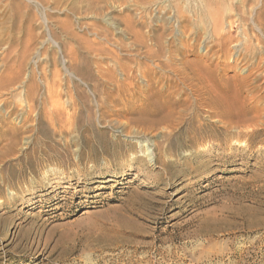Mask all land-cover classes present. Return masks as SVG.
<instances>
[{"label":"rangeland","instance_id":"1","mask_svg":"<svg viewBox=\"0 0 264 264\" xmlns=\"http://www.w3.org/2000/svg\"><path fill=\"white\" fill-rule=\"evenodd\" d=\"M0 264H264V0H0Z\"/></svg>","mask_w":264,"mask_h":264},{"label":"bare ground","instance_id":"2","mask_svg":"<svg viewBox=\"0 0 264 264\" xmlns=\"http://www.w3.org/2000/svg\"><path fill=\"white\" fill-rule=\"evenodd\" d=\"M231 23V22H230ZM198 24V23H197ZM229 25H231V24H229ZM262 31V30H261ZM230 36H232V35H230ZM234 38V37H233ZM234 40V39H233ZM231 42H232V37H225L224 35L222 36L221 35V38L218 40V46H219V48H221L220 49V51L222 50L225 54L224 55H229L230 53H231V49L229 48V46L231 45ZM233 43V42H232ZM242 43V42H241ZM244 43V42H243ZM245 44V43H244ZM91 46V45H90ZM235 46H238L237 44H234L233 45V47H235ZM239 47H242V44H241V46H239ZM245 47V46H244ZM97 48V47H96ZM106 48V47H105ZM238 48V47H237ZM237 48H236V50H237ZM102 49V48H101ZM106 49H109V48H106ZM113 49V48H112ZM123 49V48H122ZM251 49V48H250ZM95 50H97V49H95ZM94 50V51H95ZM115 50V49H114ZM135 50V49H134ZM137 50V49H136ZM135 50V51H136ZM165 50H167L166 48H164L163 46H160L159 47V49L158 50H155V49H152V48H147V50H146V55L148 56V59L149 58H151V57H157V56H159L161 53H163ZM170 50V49H169ZM219 50V49H218ZM243 51H244V49H242ZM254 50V49H253ZM101 51H103V50H101ZM105 51H108V54L109 55H111V56H115V55H117L119 52L117 51H113V50H105ZM105 51H103V52H105ZM125 51V50H124ZM130 49H129V53H130ZM133 51V50H132ZM234 51V50H233ZM232 51V52H233ZM240 52H241V54H243L244 55V53H242L243 51H241V50H239ZM96 52H98V50L97 51H95V54H96ZM166 52V51H165ZM240 52H238V54L240 53ZM93 53V52H92ZM100 53V52H99ZM99 53H97L98 54V56H101L102 57V55H99ZM132 53V52H131ZM249 53V52H248ZM252 53V52H251ZM101 54H103V53H101ZM134 54H140V52L139 51H136ZM237 54V53H236ZM254 54V53H253ZM253 54H252V56H253ZM103 55H105V54H103ZM107 55V54H106ZM213 55V54H212ZM232 56H235V55H233V53L231 54ZM94 56V55H93ZM96 56V55H95ZM244 57V56H243ZM103 58V57H102ZM230 58H232V57H230ZM241 58H242V55H241ZM248 58V57H247ZM247 58H245V61H246V59ZM250 58V57H249ZM248 58V59H249ZM100 59V58H99ZM130 59V58H129ZM237 59V58H236ZM104 60V59H103ZM117 60V59H116ZM96 61H98V60H96ZM101 61V60H100ZM130 61V60H129ZM128 61V62H129ZM234 61H236V60H233V62ZM238 61H240V60H238ZM88 62V61H87ZM90 62H91V60H90ZM89 62V63H90ZM115 62H117V65H118V67L117 68H120V70L123 72L122 74H124V76H127V77H129L130 75H131V72L132 71H134L133 69H134V66L131 68L129 65H127L126 63H123L121 60H117V61H115ZM130 62H132V61H130ZM237 62V61H236ZM93 63V62H92ZM97 63V62H96ZM101 63V62H100ZM99 63V64H100ZM137 63V62H136ZM140 64H141V62H139ZM88 64V63H87ZM108 64V63H107ZM129 64V63H128ZM164 65H165V63H163ZM109 65V64H108ZM116 65V64H115ZM116 65V66H117ZM131 65V64H130ZM138 65V64H137ZM157 65V64H156ZM132 66V65H131ZM141 66V67H140ZM161 66V65H160ZM235 66V65H234ZM90 67V66H89ZM139 67H140V69L139 68H137V69H139V70H137L138 72L140 71V75H141V77H143L144 79H147V80H149V79H151L152 78V76H154L153 74L155 73L154 72V67L151 65V64H149V63H147V61H145L144 63H142V65H139ZM156 67H158V66H156ZM251 67V66H250ZM99 68H101L100 66H99ZM105 68H107V67H105ZM87 69V68H86ZM85 69V70H86ZM108 69V68H107ZM156 69V68H155ZM250 69V68H249ZM100 70H104V67H103V69H100ZM108 70H110V69H108ZM113 70V69H112ZM116 70V69H115ZM114 70V71H115ZM136 70V69H135ZM245 70V69H244ZM105 71V70H104ZM114 71H112V72H114ZM118 71H119V69H118ZM81 72V71H80ZM93 71H91V73H92ZM134 74V73H133ZM133 74L131 75V76H133ZM255 74V73H254ZM82 75L84 76V77H86V78H90L91 76H93V77H95L93 74L91 75L90 73H89V71L87 70V71H84V72H82ZM261 75V74H260ZM135 76V75H134ZM138 76V75H137ZM137 76L135 77V78H137ZM253 76V75H252ZM126 77V78H127ZM92 78V77H91ZM90 78V79H91ZM125 78V79H126ZM134 78V77H133ZM132 78V79H133ZM155 78V77H154ZM208 78H210V77H208ZM247 78V77H246ZM245 78V79H246ZM250 78V77H249ZM94 79V78H93ZM130 79H131V77H130ZM130 79H128V80H130ZM257 79V78H256ZM88 80V79H87ZM92 80V79H91ZM133 80H135V79H133ZM133 80H131V81H133ZM211 80V79H210ZM126 81V80H125ZM246 81H247V79H246ZM245 81V82H246ZM127 82V81H126ZM129 82V81H128ZM120 84V83H119ZM129 85V84H128ZM131 85H133L132 84V82H131ZM130 85V86H131ZM179 85V84H178ZM181 85V84H180ZM5 86V85H4ZM129 86V87H130ZM135 86V85H134ZM134 86H132V87H134ZM33 89V88H32ZM131 89V88H130ZM30 91V90H29ZM172 91V90H171ZM184 91V90H183ZM31 94H32V92H31ZM75 95V94H74ZM228 96V95H227ZM32 97H34L33 95H32ZM106 97V96H105ZM221 99H218V100H215V101H213L212 102V106L213 107H218V108H220L221 109V111L224 113V114H228V121H227V125H234L236 122H238V121H235V119L232 117V113L231 112H233V110H234V108H235V105L233 104V102L230 100L231 99V97L229 98V96L226 98V96H222V97H220ZM253 98V97H252ZM233 99H234V97H233ZM235 103V102H234ZM192 104V103H191ZM199 104V103H198ZM196 105V104H195ZM193 106V105H192ZM201 106V105H200ZM205 107V106H204ZM240 107V106H239ZM200 108V107H199ZM237 109H239V108H237ZM240 111V110H239ZM183 114V113H182ZM218 114V113H217ZM229 114H231V115H229ZM244 116V115H243ZM191 117V116H190ZM198 117V116H197ZM234 117H237V116H235V114H234ZM202 118V117H201ZM246 118V117H245ZM202 120V119H201ZM188 121V120H187ZM206 123V122H205ZM202 126V125H201ZM163 127V126H162ZM167 128V127H166ZM200 129V128H199ZM193 130L194 131H196L194 128H193ZM226 131V130H225ZM198 132V131H197ZM222 132V131H221ZM196 133V132H195ZM241 133V132H240ZM249 133V132H248ZM198 133H196V135H197ZM201 134V133H200ZM131 135V134H130ZM200 136V135H199ZM221 136V135H220ZM148 153H149V151H148ZM148 153H147V155H148ZM153 154V153H152ZM151 155V154H150ZM149 156V155H148ZM153 159H154V157H153ZM154 161V160H153ZM160 174V173H159Z\"/></svg>","mask_w":264,"mask_h":264}]
</instances>
